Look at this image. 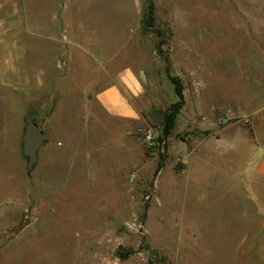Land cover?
Instances as JSON below:
<instances>
[{
	"label": "rangeland",
	"instance_id": "374dc122",
	"mask_svg": "<svg viewBox=\"0 0 264 264\" xmlns=\"http://www.w3.org/2000/svg\"><path fill=\"white\" fill-rule=\"evenodd\" d=\"M144 3L66 0L58 12L56 0H15L12 18L1 10L20 28L3 52L0 264H264V182L248 172L251 115L264 104V0H152L168 71L157 37L141 32ZM126 68L139 87L126 99L132 118L93 95ZM167 73L184 106L164 137L176 100ZM26 118L45 135L30 171Z\"/></svg>",
	"mask_w": 264,
	"mask_h": 264
},
{
	"label": "crops",
	"instance_id": "0c3cea01",
	"mask_svg": "<svg viewBox=\"0 0 264 264\" xmlns=\"http://www.w3.org/2000/svg\"><path fill=\"white\" fill-rule=\"evenodd\" d=\"M15 0H0V12L1 10L6 9V12H11V16L15 13V7H13L12 3ZM58 5V12L61 7L65 6L66 0H56ZM14 11V13H13ZM54 15V14H53ZM57 16V15H56ZM54 17V16H53ZM18 14V19H20ZM28 21L31 22V25L34 29L39 25H43L38 21V18L31 16L28 14ZM138 21V20H137ZM18 24V27L15 25ZM19 22L14 21H4L0 19V88L3 87V83L5 82V70H4V62H3V52L5 49V37L9 34H13L15 29H19ZM60 32L67 31V26L65 24V20L60 18ZM45 30L50 31L51 28L48 24H45ZM18 33V32H17ZM20 34V32H19ZM8 65V63H7ZM16 71V70H15ZM129 68L126 70H122V72H117L116 75H105L106 79L103 82H106L107 86L98 90L97 92H93L94 98L97 100L99 105H101L110 115L117 117H133L135 115V110L131 105L126 103V99L130 96H134L138 94V83L135 80L133 73ZM17 88L19 86L20 78L19 72L15 73ZM102 82V80H101ZM251 128L254 137V149H253V162L249 167L250 180L254 182L261 181L264 182V104L257 107L255 111L251 115ZM2 132V131H1ZM2 137V133L0 134ZM248 177V178H249ZM251 194L253 196L258 195L259 192L256 190L254 185L251 187ZM239 244L243 245V238L238 239ZM243 247V246H242Z\"/></svg>",
	"mask_w": 264,
	"mask_h": 264
},
{
	"label": "trees",
	"instance_id": "16d2710c",
	"mask_svg": "<svg viewBox=\"0 0 264 264\" xmlns=\"http://www.w3.org/2000/svg\"><path fill=\"white\" fill-rule=\"evenodd\" d=\"M154 6L152 3V0H145L143 12H142V18H141V32L144 33H151L154 34L157 37V42L155 43V50L157 53L163 58L165 64H166V70L168 71L169 68V58L167 55H165L164 51L162 50L161 46L164 44L165 40L163 39V31L156 27L154 24ZM167 78L171 85L173 86V92L175 95V102H173L166 110L164 114V119L162 121L163 125V136L169 135L171 130L174 127L175 119L177 115L179 114L180 110L184 106V95H183V87L181 84V81L178 77L171 76L167 73ZM162 168V164L159 162L157 165L154 176L159 172V170ZM132 251L127 252L126 254L117 253V256L124 260L126 259L130 254H132Z\"/></svg>",
	"mask_w": 264,
	"mask_h": 264
},
{
	"label": "water",
	"instance_id": "95a60500",
	"mask_svg": "<svg viewBox=\"0 0 264 264\" xmlns=\"http://www.w3.org/2000/svg\"><path fill=\"white\" fill-rule=\"evenodd\" d=\"M148 117L156 124H159L163 119V113L151 112ZM24 134L22 136V154L27 158L26 170L33 169L37 161V151L45 140L43 131L38 127L35 121L30 118L25 119Z\"/></svg>",
	"mask_w": 264,
	"mask_h": 264
},
{
	"label": "built area",
	"instance_id": "2783aa9c",
	"mask_svg": "<svg viewBox=\"0 0 264 264\" xmlns=\"http://www.w3.org/2000/svg\"><path fill=\"white\" fill-rule=\"evenodd\" d=\"M145 140L149 143V144H152L153 143V139L151 137L150 134H146L145 135Z\"/></svg>",
	"mask_w": 264,
	"mask_h": 264
}]
</instances>
